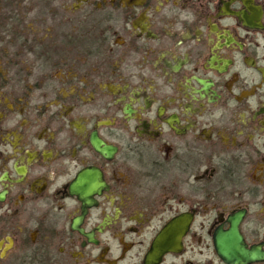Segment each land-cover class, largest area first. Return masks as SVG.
Here are the masks:
<instances>
[{
    "label": "flooded vegetation",
    "instance_id": "obj_1",
    "mask_svg": "<svg viewBox=\"0 0 264 264\" xmlns=\"http://www.w3.org/2000/svg\"><path fill=\"white\" fill-rule=\"evenodd\" d=\"M0 264H264V0H0Z\"/></svg>",
    "mask_w": 264,
    "mask_h": 264
}]
</instances>
